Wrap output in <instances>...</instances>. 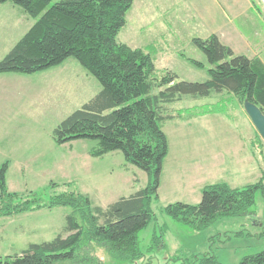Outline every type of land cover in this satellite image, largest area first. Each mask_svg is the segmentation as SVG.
<instances>
[{"label":"rangeland","instance_id":"1","mask_svg":"<svg viewBox=\"0 0 264 264\" xmlns=\"http://www.w3.org/2000/svg\"><path fill=\"white\" fill-rule=\"evenodd\" d=\"M261 3L264 5V0ZM185 8L180 6L179 10ZM0 12V40H3L5 58L32 28L35 20L12 3L4 6ZM172 16L173 11L167 1L150 7L145 0H140L137 8L129 10L118 41L149 54L156 67L157 80L173 72L179 81H208L211 65L205 54L195 46L193 33L189 29L168 31L164 26ZM183 16H188L187 9ZM175 24L182 29L180 21ZM191 60L201 62L205 67H196ZM77 69L80 71L68 70L63 75L66 78L62 91L55 90L52 84L38 83L35 78H27L20 88L16 85L15 95L14 89L6 88L5 100H0V112L3 115L0 119V141L8 149L16 140L14 143L21 148L24 156L34 152L41 155L33 160L27 156L19 164H8L7 185L11 193H17L24 199L31 198L32 193H41L45 199H49L54 195L77 191L88 196L94 206L102 207L148 186V174L127 163L121 152L94 158L90 155L99 145L97 140H77L62 146L55 144L52 136H49L48 132L60 123L55 126L57 118L53 116L54 120L50 119L55 111L54 108L47 109L45 100H50L48 107L54 105L57 99L53 96L56 93L55 96L70 104L72 110L77 104L81 106L83 99L88 100L95 86H100L82 66ZM72 74L76 76L75 84L70 78ZM46 93L48 99L47 96L44 99ZM202 107L211 108L214 112L162 123L169 141V153L163 163L159 200L152 206L154 218L139 234L144 257L135 264H198L197 259L208 254L216 256L223 264H240L244 258L264 251L262 190L257 192L252 214L221 219L202 232L181 226L165 212L171 204L200 203L201 188L209 184L227 182L232 188H242L262 180L264 141L247 115L244 104L233 95L227 92H213L208 97L184 95L180 101L167 105L165 113L176 114L177 111ZM74 110L71 115L78 111ZM15 111L19 112L16 114L19 121L5 124L4 112L15 117ZM251 153L254 158L246 165L245 175L238 171L243 167L239 166L237 159L245 156L249 158ZM18 154L20 159V152ZM216 157L226 159V169L230 175L219 172L207 175L202 179L203 186L196 190L194 184L197 179L193 178V174L198 170L194 166ZM131 179L133 186L130 184ZM71 214H74L73 209L58 207L0 218V258L18 255L32 244L50 242L59 235L69 236L67 217ZM154 234L160 237L161 246L150 250ZM95 251L103 264H117L104 249L96 248Z\"/></svg>","mask_w":264,"mask_h":264},{"label":"trees","instance_id":"2","mask_svg":"<svg viewBox=\"0 0 264 264\" xmlns=\"http://www.w3.org/2000/svg\"><path fill=\"white\" fill-rule=\"evenodd\" d=\"M7 3L23 9L35 24L0 61V74L34 75L74 59L102 88L54 129L55 143L97 140L92 157L121 152L126 162L146 172L150 181L145 189L107 208L94 206L88 196L77 191L49 199L32 193L24 199L9 191V165L3 164L0 218L58 207L71 208L74 214L67 217L69 236L32 244L18 255L0 258V264H103L96 248L104 249L114 263L135 264L144 257L139 234L154 218L152 206L159 200L163 163L169 153L162 123L214 112L202 107L166 114V106L184 95L208 97L213 92H227L242 104L249 100L264 113V65L259 59L235 54L217 36L195 38V46L211 65L210 79L203 83L179 81L175 73L168 72L157 80L151 56L118 41L134 0H0V4ZM191 62L205 67L196 60ZM261 190L264 174L259 183L242 188L227 183L208 185L200 203L171 204L165 212L181 226L202 232L221 219L252 214ZM154 235L150 250L161 246L160 237ZM197 262L223 264L211 254ZM240 264H264V251Z\"/></svg>","mask_w":264,"mask_h":264},{"label":"crops","instance_id":"3","mask_svg":"<svg viewBox=\"0 0 264 264\" xmlns=\"http://www.w3.org/2000/svg\"><path fill=\"white\" fill-rule=\"evenodd\" d=\"M145 1L146 4L150 7L162 5L165 1H167V5H169L173 11V16L170 18L169 22H167V25H164L168 31L175 32L183 29L185 30L189 29L193 33L195 38L201 37V39L202 38L207 39L211 36H217L219 40L224 45L229 46L235 54L244 55L249 59H259L264 65V5L261 3V0H145ZM139 3L140 0H134V4L132 8H137ZM8 4L9 3L0 4V11H2V8H4V6H8ZM180 6H185L186 8L179 10ZM186 9L188 16H183V14L186 13ZM179 21L183 25L182 29L178 27L176 24L174 25V23L176 22L179 23ZM168 24L171 25L168 26ZM2 42L3 40L2 41L0 40V48H1L0 61L6 55L5 54L6 52L3 51L4 47L2 46ZM75 62L72 61V59H69L59 67L50 69L42 73L30 75L33 77L18 75V74H0V100L3 99L5 100L7 87H11L12 89H14V95H15L16 94L15 86L17 85L20 88L23 82L28 80L27 78H35L36 82L38 83L46 82L48 83V85L52 84L55 90L62 91V88L65 87L63 83L64 78H66L63 75L66 74L68 70L72 72L74 70L80 71L79 69H77V67L81 65ZM67 64L70 65L66 67ZM70 78L72 79L71 81H74L75 84L74 79L76 78V76L73 75ZM52 81L53 83H51ZM100 91H101V87L99 85L97 87L95 86V91L93 92V94H90L88 100L84 101L83 99L81 106H78L77 104V106H74L72 110L73 109L80 110L85 104H87L90 100H92ZM55 95L56 93L54 94L53 98L55 97V99L57 100L54 105L48 107L50 100H45L46 101L45 104L47 109L54 108L55 113L54 115L51 116L50 119L54 120V117L57 118V121L55 122L56 123L55 126H56L58 125V123H61L62 121L67 119L71 115L70 113L72 110L70 109V104L65 102L63 99L59 100V97ZM46 96L47 93L44 96V99ZM46 99H48V96L46 97ZM18 113L19 112L15 111L14 112L15 117H12L11 114L8 115L4 112V116H5L4 123L13 124L14 121H19L18 116H16V114L18 115ZM2 116L3 115H1L0 112V119H2L1 118ZM53 129L54 128H52L48 132L49 136H52ZM20 135H21V131L19 132V136H18L19 140L21 138ZM19 140H17V142H19ZM14 141L11 146H8V149L2 143V141H0L1 166L7 162L9 165L19 164L21 162L20 160L27 158V156L29 157V159L37 158L41 156L37 152L28 153V155L25 156L22 155L21 148L18 147L14 143ZM240 144L243 145L244 143L240 142ZM18 152H20L21 154L20 159L18 158L19 157ZM253 158L254 156L251 153V156H249V158L245 156L237 159V163L239 164V166L243 167L242 170H238V171H241L243 172V174L246 175L247 174L246 173L247 169H245L246 165L250 161L252 162ZM203 164L200 166H194L195 169L198 170L197 173L193 174V178L197 179V182H195L194 184V188L196 190L199 189V186L200 187L203 186L202 179L207 175L211 176L216 172L228 173V175H230L226 169L227 161L223 157L222 158L216 157L211 161L206 160V163L204 165ZM125 170L128 171L127 166H125ZM132 179L130 181L131 186H133ZM209 185H213V184H209ZM206 186H203L201 188V191ZM123 197H127V196H123ZM110 204L112 203L105 204L102 207L107 208V206H109Z\"/></svg>","mask_w":264,"mask_h":264},{"label":"water","instance_id":"4","mask_svg":"<svg viewBox=\"0 0 264 264\" xmlns=\"http://www.w3.org/2000/svg\"><path fill=\"white\" fill-rule=\"evenodd\" d=\"M244 109L264 141V113L257 105L251 103L249 100L244 102Z\"/></svg>","mask_w":264,"mask_h":264}]
</instances>
